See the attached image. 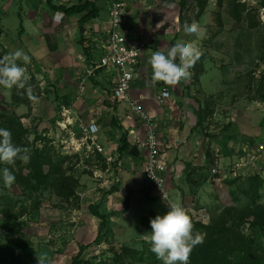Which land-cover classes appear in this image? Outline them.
Returning a JSON list of instances; mask_svg holds the SVG:
<instances>
[{
    "label": "rangeland",
    "instance_id": "obj_1",
    "mask_svg": "<svg viewBox=\"0 0 264 264\" xmlns=\"http://www.w3.org/2000/svg\"><path fill=\"white\" fill-rule=\"evenodd\" d=\"M180 1H156L154 6L159 12H168L166 21L161 23L158 13L147 26L153 16L145 13L141 25L142 34L149 31L152 38L150 54L157 50L166 53L173 46L172 40L182 26L181 12L184 23L196 20L202 28L200 36L183 31L176 38V42L196 40L203 55L190 70L191 79L173 88L178 92L191 89L190 99L182 101L188 115L197 114L200 105L211 111L200 130L206 159L193 169L198 170V179L192 178V171L189 173L194 183L191 186L201 188L190 191L185 200L196 203V220L218 227L230 225L240 217L264 219V152L258 161L262 169L234 168L240 156L248 159L247 153L264 144V0H190L182 10ZM18 2L0 0V58L10 53L11 45L17 48V42L25 47L28 44L29 39L21 40L19 36ZM141 4L142 9L148 6V2ZM133 10L138 14V9ZM102 43L97 40L101 49ZM17 63L27 69L36 99L30 100L25 90H20L24 93L21 95L16 88L0 87V128L11 131L10 122L21 117L24 130L16 139L17 146L30 149L27 162L18 159L15 165L0 164V248L23 243L33 264H72L82 246H87L82 260L92 264H162L150 251L147 237L151 219L169 209L154 195L151 183L140 177L139 185L146 187L148 196H129L135 199L134 204L125 203V192L111 199L109 189L118 175L107 172L109 165L102 155H92L73 143L74 134H82L83 121L76 118L69 128L58 123L64 119V105L68 106L63 94L76 96L81 89L76 75L52 74L35 61ZM153 85L161 90L165 84ZM55 87L60 98L56 97ZM15 97L22 103L17 104ZM83 104L79 100L78 108ZM75 114L72 110L70 116L74 118ZM33 158L38 159L37 165L47 175L42 183L36 178L38 166L32 165ZM4 167H9L16 177L11 189L3 185ZM214 169L217 172L213 174ZM253 175L263 180L257 193L250 189L249 178ZM68 177L75 181V194L60 196L55 182ZM91 205H98L101 212L109 215L110 223L103 228L102 237H98L101 219L91 213ZM240 231L253 240L256 248L264 250V226L248 222ZM240 257V253L234 255L236 260Z\"/></svg>",
    "mask_w": 264,
    "mask_h": 264
},
{
    "label": "crops",
    "instance_id": "obj_2",
    "mask_svg": "<svg viewBox=\"0 0 264 264\" xmlns=\"http://www.w3.org/2000/svg\"><path fill=\"white\" fill-rule=\"evenodd\" d=\"M92 1L100 8L99 16L84 26L85 31L83 34L79 24L80 15L68 16L61 10H54L48 0H19L16 9L21 18L19 36L21 40L23 38L29 40L27 47L21 42H17V48L15 44L14 46L11 45L10 53L18 49L23 50L31 61H35L44 71L52 74L57 72L64 75H68L67 73L70 72L72 76L75 74V80L77 79L80 87V75L84 72L86 74V69L90 67L91 61L86 56L84 47H91L92 59H96L98 53L100 56L103 54L102 50L105 48L107 40L106 30L109 26L110 7L113 0ZM125 1L128 4L127 18L131 24L132 36L142 34L144 28L141 21L145 17V13L153 16L148 20L147 26L154 22L155 15L157 16L158 13H161V23L166 21L165 15L168 12H162L163 9L159 12L154 6L156 1L159 3L162 0ZM143 1L148 2L147 8L142 9L141 3ZM52 4L70 5V2L68 0H52ZM10 6L11 3L7 4L6 9L9 10ZM133 8L139 10L138 14L135 13ZM39 18L42 22H36ZM155 27H157V24ZM153 30L155 29L153 28ZM147 32L149 33V31ZM146 36L152 40L150 35L147 34ZM98 39L104 42L102 43L104 48L98 47ZM39 40L41 41L40 44L38 43ZM156 41L159 42L160 39L156 38ZM168 41L166 43L170 42ZM152 43H155V41H152ZM149 47L150 43L140 58L130 95L133 100H137L153 116L162 142V158L168 166L165 174L168 188L171 193L175 194H173V197L176 200L187 202L185 198L190 191L201 188L191 186L194 183L191 182L189 176L192 171V178L198 179V170L193 171V169L203 159H206L204 140L200 133L201 126L196 127L197 114L188 115L186 105L182 102L190 99V88L178 92L173 87L163 85L162 89L165 87L170 89L171 98L164 104L158 102L157 96L162 89H156L150 82L152 69L149 61L152 54H150ZM116 73L115 70L110 68L97 70L89 76L84 90L82 92L80 90L78 95L63 94V99L68 102V106L64 105V107H72L71 110L75 111L76 114L73 120L78 118L83 121V124H89L91 121L98 122L101 128L100 141L112 151L119 148L122 135L127 133L126 137L130 146L120 160V168L117 163L107 167V172H114L120 177L119 183L114 182L116 187L111 191L109 197L115 199L121 195V192H125L128 195L127 198H130L129 196L147 198L146 187H140L139 185V179L143 177L141 168L145 156V150L141 146L140 140L145 139L147 129L143 120L133 113L129 102H117L112 97L110 92L115 85ZM62 79L64 80L65 77ZM104 90H108L109 93L106 94ZM178 94H181L182 97L178 98ZM79 100L84 101L81 108H78ZM102 171L104 170L102 169ZM204 184L209 183L205 182ZM131 201L133 203L135 199H130Z\"/></svg>",
    "mask_w": 264,
    "mask_h": 264
},
{
    "label": "built area",
    "instance_id": "obj_3",
    "mask_svg": "<svg viewBox=\"0 0 264 264\" xmlns=\"http://www.w3.org/2000/svg\"><path fill=\"white\" fill-rule=\"evenodd\" d=\"M127 8L128 4L125 0L112 1L110 7L109 26L106 30L107 40L105 44V51L98 59L96 58L90 61V67L86 69V74H84V72L80 75V90L81 92L84 90L89 76L93 75L99 69L110 68L117 72L115 85L110 92L112 97L117 102H129L133 113L138 115L143 120L147 129L145 139L140 140V144L145 150L144 161L142 162L141 168L143 176L151 183L156 196L159 197L166 206L167 202L163 200L162 191L167 195L169 200L179 202L183 207H185L194 222L196 221V211L193 206H196V203H187L176 200L168 188L167 178L165 175L168 170V166L166 161L162 158V142L153 116L145 110L142 104H140L137 100H133L130 95L131 87L137 72V66L140 63L142 54L150 42V38L144 34L132 36L130 27L131 24L127 18ZM104 91L106 94L109 93L108 90ZM170 98L171 91L167 87L163 88L157 96V100L161 104L166 103ZM71 111V108L64 107V119L62 122H58L62 127L69 128V125L74 123L73 118L70 116ZM81 127L82 134L79 137L74 134L73 137V143L76 144L78 149L82 148L85 150L86 148L88 153H91L92 155H102L108 165L117 163L118 167L121 166L118 149L112 151L108 148V146L101 143V128L98 122L91 121L89 124L81 125ZM262 152H264L263 143L257 146V150L249 153L246 152L249 156L248 159L240 156L239 160L234 165V168L240 170H250V168L253 169V167H255L254 169H256V167H259L262 169V166L260 167V163L258 162L259 155ZM146 169H151L153 177L145 171ZM216 172L217 170L214 169L213 174ZM119 181L120 177H117L116 183ZM167 208L169 209L168 206Z\"/></svg>",
    "mask_w": 264,
    "mask_h": 264
},
{
    "label": "clouds",
    "instance_id": "obj_4",
    "mask_svg": "<svg viewBox=\"0 0 264 264\" xmlns=\"http://www.w3.org/2000/svg\"><path fill=\"white\" fill-rule=\"evenodd\" d=\"M183 31L186 35L200 36L202 28L196 20H192L191 23H184ZM202 55L203 51L196 40L177 41L166 53L154 51L149 61L152 83L162 82L174 87L181 81L190 80L193 74L190 70ZM21 60L24 64L31 62L30 57L20 49L0 58V87L7 90L16 88L21 95L24 93L20 90H25L29 99L35 100L28 83L31 77L27 69L17 63ZM29 153L30 149L13 143L10 130L0 128V164L15 165L18 159L27 162L30 159ZM145 171L153 177L151 169ZM2 178L7 189H11L16 181L9 167L2 169ZM162 193L170 210L150 221L151 231L147 237L150 251L162 264H189L191 253L195 246L203 243V236L193 233L194 224L188 210L179 202L169 200L163 191Z\"/></svg>",
    "mask_w": 264,
    "mask_h": 264
},
{
    "label": "trees",
    "instance_id": "obj_5",
    "mask_svg": "<svg viewBox=\"0 0 264 264\" xmlns=\"http://www.w3.org/2000/svg\"><path fill=\"white\" fill-rule=\"evenodd\" d=\"M190 0H181L180 6L181 10L186 7ZM70 5L60 4L55 5L52 4V0H48V3L51 4V7L54 10H61L66 15H80L79 24L81 27V33L84 34L85 28L84 26L90 22L92 19L99 16L100 8L97 4L92 0H68ZM179 21L181 23V29L176 33L175 37L172 40V45L176 43V38L183 32L184 26V18L182 16V12L179 15ZM84 51L89 60H92L91 47L85 46ZM178 61V60H177ZM56 97H59V91L55 87ZM14 101L17 104H21L22 101L15 97ZM68 103V102H66ZM211 114V111H208V107H203L200 105L197 111V126L200 127L207 121V116ZM13 132V143L17 145V140L22 135L23 124L21 122V117L17 118V121H11L8 125ZM127 133L122 135V140L120 142V146L118 148L119 152V160L122 159V156L125 152L128 151L130 143L126 137ZM37 157V156H36ZM38 159L33 158L32 165L38 166ZM44 172L41 169V166H38L36 178H38L39 182L42 183L43 177L47 176L43 174ZM251 181L250 189L254 190L256 193L259 192V188L261 187L263 180L258 175H253L249 178ZM120 182V181H119ZM118 182V183H119ZM75 181L73 178L68 177L65 179H59L55 182L56 191L58 195L70 197L75 194ZM116 186L110 189L112 191ZM248 193V190H246ZM126 204L130 203V198L126 199ZM90 211L93 215L101 219V224L99 227V235L98 237H102V230L109 223V215L103 213L99 210L98 205H91ZM250 222L253 226H264V219L260 218L257 220H249L246 217H240L238 220H235L230 225H224L222 227H218L214 224L204 223L202 221H194V229L193 233H199L204 235L203 243L194 247L191 255L190 262L192 264H264V250H259L254 246L253 240L240 231V227L244 223ZM87 248V246H82V250L80 254H78L72 264H92L89 260L83 261L81 256L82 252ZM240 253L241 257L239 259H235L234 255ZM234 258V259H233ZM0 264H33L30 260V257L27 255L25 244L17 243L14 246L9 248H0ZM121 264H126L122 262Z\"/></svg>",
    "mask_w": 264,
    "mask_h": 264
}]
</instances>
